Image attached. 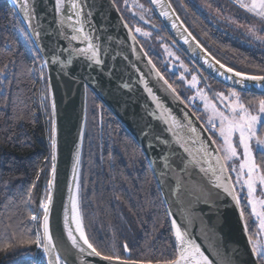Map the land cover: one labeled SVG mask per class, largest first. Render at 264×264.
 <instances>
[{
  "label": "water",
  "instance_id": "water-1",
  "mask_svg": "<svg viewBox=\"0 0 264 264\" xmlns=\"http://www.w3.org/2000/svg\"><path fill=\"white\" fill-rule=\"evenodd\" d=\"M147 1L176 46L191 60L204 80L206 78L203 73L227 88L264 96V82L244 80L243 83H237L242 79L235 75L238 71L233 69L232 72H228L227 69L230 67L217 60L196 39L182 21L171 0H157L156 3L152 0ZM10 2L42 57L47 72L51 113L49 181H53L49 228L62 261L66 260L67 264H110L100 257L89 256L87 253L91 250L87 249L82 241L79 242L85 248L84 253L73 248L64 228L67 207L69 227L73 229V234L79 237V233L75 231L76 225L72 222L70 197L76 196L80 213L79 189L77 190L76 184L80 185L88 94L91 92L120 122L144 153L161 193L176 249L173 220L181 231L187 234V239L199 245L201 252L211 264H260L251 251L250 233L248 227L245 229L244 215L241 217L243 211L241 202L237 205L232 196L225 193L222 188L215 187V177L211 172L200 171L201 167L207 169L209 166L201 159L202 153L198 151L201 144L208 145L210 150L218 148L216 143L212 144L214 140L212 135L157 68L123 18L114 0H79L82 6L81 20L84 31L93 37L94 43L101 46L102 52L106 51L103 65L93 64L91 68L87 66L88 62L83 57L74 56L72 64L61 63L67 61L69 57V53L64 51L68 47V40L60 34V17L55 11V0ZM25 4L29 13L28 18L24 15ZM68 8L66 0L65 9ZM164 12H167V16L162 14ZM34 29L40 32L39 38L34 36ZM62 31L71 35V30L66 26ZM72 46L85 47L86 43L73 41ZM53 54L59 57L55 63L52 61ZM45 61H48L47 64ZM257 84L261 86L256 87ZM147 89H151L152 95H149ZM152 96H155L156 100H153ZM157 103L161 107L158 108ZM53 122L56 141L54 179ZM192 127L197 129L196 133L190 131ZM181 144L189 149L192 156L201 161L200 164L186 163L192 157L184 151ZM214 154L222 155L221 152ZM211 163L215 166L214 159ZM217 174L219 175L218 172ZM226 176H231L230 171ZM228 182L239 198L233 179ZM42 223L43 216L41 220L43 235ZM44 256L48 264L49 257L45 254ZM128 261L129 264L171 262ZM111 264L119 262L113 261Z\"/></svg>",
  "mask_w": 264,
  "mask_h": 264
},
{
  "label": "trees",
  "instance_id": "trees-1",
  "mask_svg": "<svg viewBox=\"0 0 264 264\" xmlns=\"http://www.w3.org/2000/svg\"><path fill=\"white\" fill-rule=\"evenodd\" d=\"M171 2L179 11L189 9L197 16L196 11L206 0ZM223 49L234 54L230 47ZM212 55L238 72L264 75V70L255 67L254 60L246 58L238 68L224 55ZM154 63L205 124L204 104L198 94L216 101L223 85L212 78L205 82L180 57L169 55ZM193 97L198 99L194 102ZM260 135L264 136V129ZM256 161L264 170L259 154ZM50 172L51 113L46 68L10 0H0V264H47L44 253L34 244L2 249L6 243H16L22 233L24 238L34 239L37 231L42 236L40 205L47 201ZM239 198L254 242L257 223L245 197ZM79 207L86 235L103 255H119L137 262L176 259L168 214L144 153L91 92ZM32 215L37 216L36 221L31 219Z\"/></svg>",
  "mask_w": 264,
  "mask_h": 264
},
{
  "label": "snow or ice",
  "instance_id": "snow-or-ice-1",
  "mask_svg": "<svg viewBox=\"0 0 264 264\" xmlns=\"http://www.w3.org/2000/svg\"><path fill=\"white\" fill-rule=\"evenodd\" d=\"M153 3H156L157 0H152ZM240 8L247 10L250 13L264 18V0H235ZM69 5L68 9H65L66 0H55V11L59 15V24L61 26L60 34L65 36V39L68 40V47L64 51L69 53L67 61H61L62 64H72L73 57H83L88 62L87 66L92 67L93 64L97 66H102L104 63L103 56L106 55V51L102 52L101 46L93 42V37L84 31L83 22L81 20L82 16V6L79 3V0H67ZM143 8V5H139ZM167 16V12L162 13ZM24 15L25 18H28V11L26 4L24 5ZM67 27L71 30V35L65 34L62 29ZM175 27V25H173ZM31 27V24H29ZM137 32H140L141 29L137 28ZM33 34L36 38L40 37V32L33 30ZM148 35V33H144ZM259 39H264V37H258ZM76 41L80 44H85V47H73L72 42ZM187 43V40H185ZM59 57L55 54L52 56L53 63L57 62ZM48 61H45L47 64ZM219 63V62H217ZM223 68L224 65H221ZM228 72H232L233 69L228 68ZM236 76L242 77L237 83H243L244 80L255 81V82H264V76H252L245 75L241 72H236ZM193 87L196 86V77L193 76ZM167 83V81H165ZM126 86V85H125ZM260 87V84L255 85ZM149 95H152L151 89H147ZM221 101V104H224L225 101H228L227 104H224V109H219L217 106L207 101L206 97L201 96L202 100H205V109H210L211 115L208 118V124L211 125L213 130L218 131L219 137L222 139V145L216 149H209V146L206 144H201V147L198 149L202 153L201 159L208 163V168H200L202 172H211L215 177L214 186L217 188H222L225 193L229 196H232L233 200L236 201L239 205L240 200L235 194L232 185L228 182L231 181V176H226L228 173L230 165L228 162L233 161L235 158H239V153L237 148L243 149V160L239 164V171H237L235 166H231V172L236 173V183L242 184V186L247 187L248 192V204L251 205L252 212L251 214L260 221V229L264 230V199H256L254 193L256 192L257 186H264V170L256 163V154H259L261 160H264V136L260 135V130L264 129V99H260L258 102V107L253 110L252 107L246 106L241 100V94L236 91H231L228 96H225L224 93H217ZM153 100H156L155 96H152ZM157 107H161L157 103ZM55 105H53V110ZM218 121V124H217ZM167 123V121H166ZM192 133H196L197 129L192 127L190 129ZM52 173L53 179L55 178V122L52 126ZM216 141L212 140V144H215ZM181 147H184L181 144ZM184 151L188 152L191 156V160L186 163H195L200 164V160H197L195 156H192V153L188 148L184 147ZM222 152L223 155L214 154ZM215 160V166L212 165L211 160ZM79 161V155L77 154V162ZM219 173V175L217 174ZM53 186V181H49V191L47 195V202H41L40 207L43 210V235L41 236L40 232L37 231L35 238H24L22 233L20 238L16 243H6L2 250L7 251L8 249L18 245H35L37 249L41 250L46 256L49 257L48 264H67L66 260L61 259V256L56 250V244L54 243L52 233L49 228V214H50V204L52 202L51 188ZM77 190L79 189V184H76ZM69 191H72L71 186ZM71 201V212H72V222L76 225L75 231L79 233V237L73 234V229L69 227L68 221V210L65 208V219H64V228L67 232V238L71 242L73 248H76L80 253L85 252V248L81 246L79 241L83 242V245L87 246V249L91 251L87 254L89 256L100 257L102 260L109 261L110 264L113 261L119 262V264H129L128 260H122L119 255L107 256L103 255L96 247L89 241L87 235L82 226L81 216L78 210L77 198L75 195L70 197ZM244 213L241 211V217ZM31 219L33 221L37 220V216L32 215ZM172 227L175 229V237L177 241V252L178 256L174 261H171L170 264H211L203 252H201L199 245L194 241L187 239V234L181 231V228L176 224V221H172ZM245 229L247 230V225L245 224ZM15 235V234H14ZM249 242L251 243V251L254 257L258 261H264V243L252 242L251 237H249ZM124 250L128 251L127 244L124 245ZM54 257V259H53ZM135 264V262H132Z\"/></svg>",
  "mask_w": 264,
  "mask_h": 264
},
{
  "label": "flooded vegetation",
  "instance_id": "flooded-vegetation-1",
  "mask_svg": "<svg viewBox=\"0 0 264 264\" xmlns=\"http://www.w3.org/2000/svg\"><path fill=\"white\" fill-rule=\"evenodd\" d=\"M146 1L114 0L123 18L154 62L169 55L180 57L186 60L197 75L202 78L191 60L176 46L150 4L148 1L147 4ZM206 2L204 5L202 4L200 10L196 11L197 16L188 11L189 9L179 11V8L173 4L191 33L212 54L224 55L226 59L236 63L238 68L242 67L241 63L246 58L250 61L254 60L257 64L255 67L264 70V51L261 47L255 46L257 44H253V41L249 38L250 20H248V16H251L252 13L240 8L235 0H206ZM139 5H143V8ZM241 26H244V28ZM137 28L141 31L137 32ZM144 33H148V35H144ZM223 47H230L234 54L229 55ZM250 61H248L249 64ZM203 74L205 78H210L207 74ZM204 81L206 82V80ZM223 87V91L230 90L224 85ZM239 93L244 95L247 105L252 107L253 110L258 106L259 100L264 99L263 95Z\"/></svg>",
  "mask_w": 264,
  "mask_h": 264
},
{
  "label": "rangeland",
  "instance_id": "rangeland-1",
  "mask_svg": "<svg viewBox=\"0 0 264 264\" xmlns=\"http://www.w3.org/2000/svg\"><path fill=\"white\" fill-rule=\"evenodd\" d=\"M248 2H250V0H248ZM248 20H250L249 21L250 22L249 23V27H250L249 28V32H250L249 33L250 34L249 38L253 41V44H257L255 46L261 47L263 49L262 51H264V39H259L258 38V37H264V18H261V17L255 15L254 13H252L251 16H248ZM241 27L244 28V26H241ZM231 91H234V90L230 89V90H226V91L219 92V93H224L225 96H228ZM198 95H199V98H201L200 96H202V95H200V94H198ZM196 99H198V98H194V102H195ZM216 99H217L216 101H212L210 99H207V101H210V102L214 103L217 106V108L223 110L224 109V104H227L228 101H225L224 104H221L220 99L218 97ZM241 100H242V102L245 103L246 106H248L247 105L248 103H246V99H245L243 94H241ZM202 102L204 104L202 106V108H203V120L205 122L204 125L206 126V128L208 129L210 134L213 135V139L216 141V145L218 147H220L222 145V139L219 137L218 131L213 130L211 125H209L208 122H207L209 116L211 115V111H210V109H205V100H202ZM256 107H258V106H256ZM217 124H218V121H217ZM237 151L239 153V158H235L233 161H230L228 163L230 165V168H231V166H235L237 171H239V164L243 160V149L238 147ZM221 154L223 155L222 152H221ZM256 158H257V154H256ZM256 163H257V161H256ZM230 168H229V171H230L231 175L234 177V184H235L236 191L238 192V194L240 196H244L246 201H247V203H248L247 187L246 186H242V184H237L236 183V173L231 172ZM254 196L258 200L259 199H264V186H257L256 192L254 193ZM249 206L251 208V205H249ZM251 211H252V209H251ZM253 218H254V220L257 223V234H256L257 236H256V239L254 240V242H256V243H264V230L260 229V221L258 219H256L255 216H253Z\"/></svg>",
  "mask_w": 264,
  "mask_h": 264
},
{
  "label": "bare ground",
  "instance_id": "bare-ground-1",
  "mask_svg": "<svg viewBox=\"0 0 264 264\" xmlns=\"http://www.w3.org/2000/svg\"><path fill=\"white\" fill-rule=\"evenodd\" d=\"M208 84V83H207Z\"/></svg>",
  "mask_w": 264,
  "mask_h": 264
}]
</instances>
